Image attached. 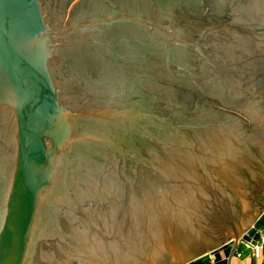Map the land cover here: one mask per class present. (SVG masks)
<instances>
[{
  "label": "water",
  "instance_id": "obj_1",
  "mask_svg": "<svg viewBox=\"0 0 264 264\" xmlns=\"http://www.w3.org/2000/svg\"><path fill=\"white\" fill-rule=\"evenodd\" d=\"M262 215L264 0H0V264H190Z\"/></svg>",
  "mask_w": 264,
  "mask_h": 264
},
{
  "label": "crops",
  "instance_id": "obj_2",
  "mask_svg": "<svg viewBox=\"0 0 264 264\" xmlns=\"http://www.w3.org/2000/svg\"><path fill=\"white\" fill-rule=\"evenodd\" d=\"M257 226H253L258 235L256 241H243L240 239L229 240L224 246L216 251L200 256L190 264H264V215L260 221L256 220ZM245 231V230H244ZM247 232H243V235ZM244 247L240 248V243Z\"/></svg>",
  "mask_w": 264,
  "mask_h": 264
},
{
  "label": "rangeland",
  "instance_id": "obj_3",
  "mask_svg": "<svg viewBox=\"0 0 264 264\" xmlns=\"http://www.w3.org/2000/svg\"><path fill=\"white\" fill-rule=\"evenodd\" d=\"M257 226V224H256V222L253 224V226ZM245 230V229H244ZM244 230H243V232H244ZM243 234V233H242ZM245 234V233H244ZM243 237L241 236V239H242ZM204 255H206V254H203L202 256H204ZM200 258V257H199ZM199 258H197V259H199Z\"/></svg>",
  "mask_w": 264,
  "mask_h": 264
}]
</instances>
